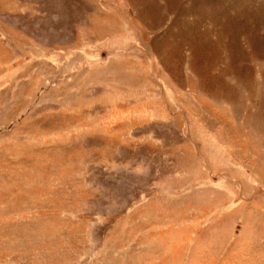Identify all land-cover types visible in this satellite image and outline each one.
<instances>
[{"label":"rangeland","instance_id":"374dc122","mask_svg":"<svg viewBox=\"0 0 264 264\" xmlns=\"http://www.w3.org/2000/svg\"><path fill=\"white\" fill-rule=\"evenodd\" d=\"M0 264H264V0H0Z\"/></svg>","mask_w":264,"mask_h":264}]
</instances>
